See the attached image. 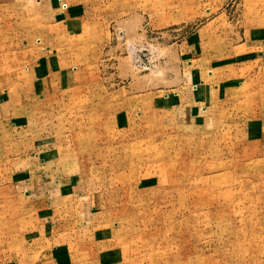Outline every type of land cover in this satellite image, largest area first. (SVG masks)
<instances>
[{
  "label": "rangeland",
  "instance_id": "rangeland-1",
  "mask_svg": "<svg viewBox=\"0 0 264 264\" xmlns=\"http://www.w3.org/2000/svg\"><path fill=\"white\" fill-rule=\"evenodd\" d=\"M263 29L264 0H0V108L32 93L6 106L26 145L0 163V253L29 217L92 264H264V87L229 90ZM24 170L34 195L73 177L62 207L28 206Z\"/></svg>",
  "mask_w": 264,
  "mask_h": 264
},
{
  "label": "crops",
  "instance_id": "crops-1",
  "mask_svg": "<svg viewBox=\"0 0 264 264\" xmlns=\"http://www.w3.org/2000/svg\"><path fill=\"white\" fill-rule=\"evenodd\" d=\"M260 34L262 35V37H264V29L253 33V36H257ZM251 42L253 45L254 42L253 41ZM260 46L261 47H259L260 49L259 52L262 54L258 56L259 60L253 63L252 72L251 73L249 72L247 74L244 73L242 74V77H245L246 75L247 77L243 79L242 82L240 81L241 84L239 85L238 84L232 85L231 83L229 84L230 85L229 90L233 91V93L239 92L242 94V96L246 95V97L250 95L252 96L253 100H255L253 97L254 94L256 92L262 94L264 87V43H262V45ZM248 60H250V58L246 60L247 63ZM238 64L240 65L243 64V60H239ZM228 67L229 69H231L233 67V63L230 62ZM209 73H210L209 76L214 75V72L211 70L209 71ZM70 77H71L70 73L61 75V80L66 86L68 85V82L69 84L71 82ZM200 82L203 86L204 84L206 85V81L201 79L199 80V83ZM41 84L42 81L41 83H39L38 89L39 90L43 89L44 91H47L48 87H42ZM196 86H199V84ZM220 87L221 85H218L214 89L215 93L221 89ZM244 87H247L248 89L242 92ZM226 88L227 87L223 85V89L226 90ZM2 93L1 94L3 96H6V100H5V104L3 105L4 107H2L3 109L0 108V125L2 129V131H0V163L12 164L15 161L14 159L16 158L17 155L13 153L10 149L18 147L19 144L26 145V142L24 143L21 140L18 141L16 140L19 132L21 131V126L19 125L20 123L14 126L13 122L15 121L17 123L18 121L17 119L12 117L10 113H8L9 108L6 106L12 105L15 109L17 108V105H22V104L23 106L27 104L29 105L30 99L28 98L32 96V93L29 91L28 94L26 93L25 95L24 94L21 95V93H19L18 91L11 92L8 90L7 91L5 90ZM44 98H45V93L40 96V99H44ZM23 115H26V117H28L29 114H23ZM260 115H259L260 117L259 116L257 117L258 119L255 122V124L257 125L259 124L258 122L259 119L261 117H264V111H262ZM260 122H261L260 127H262V131L261 132L259 131L260 137L258 138L257 141L260 142L261 146L264 149V120L260 119ZM28 155L29 152L22 154L21 162L23 163L28 162L27 161L29 159ZM16 173L17 174H14L12 172L11 177L22 181V186H23L22 193L24 195V199L27 200L28 206H30L29 203V201L31 200L30 198L33 196H38L39 199H32L33 200L32 205L35 204V206L44 209L46 212L49 211V209H51L52 211L53 203L57 207H62V204L57 203L56 200L61 199L63 188L73 183L71 181L73 177H67V176H61L60 174L58 175L55 174L56 176L54 178L53 176L47 177L46 175L39 174L36 180H38L39 185H43V188L39 189L38 195H34L35 193H32V191L30 190L31 186L30 184H28V181L35 180V178L32 175L29 178V176L25 174V170L22 172L25 175V177L24 175H21V173L18 172ZM43 179L46 180L49 184H47ZM58 181H60V183ZM47 190L49 191L48 193L50 197H52L51 200L52 202H50L48 206L46 204H42L48 194V193L45 194ZM70 195L71 194H69V196ZM37 200H39V202L35 203V201ZM51 221L52 223L55 224V221L53 220ZM47 228L49 227H47L44 221H39L35 223L34 221H31L29 217L27 219H24L22 223V231L17 237L16 243L14 244L13 240H8L6 242L5 248L1 249V252L3 253H0V264H61V262H64V264H92L90 261L87 260V259H91V256H87L86 260H84L81 257L80 254H86V252L83 251L82 247H79L81 253L79 251H72V250L70 251L69 246L66 247L67 248L66 251L63 250V246H65L66 243L63 244L62 253L61 256H59V252H57L59 250V247L54 246L52 243L51 246L49 245V243L52 241L49 239L48 236H46V232H48ZM50 231L52 232V228ZM98 254H96L97 259L94 264H101L103 261L111 262L112 254L109 252V250H106V254H103L104 256L102 258L103 261L101 260V255Z\"/></svg>",
  "mask_w": 264,
  "mask_h": 264
}]
</instances>
